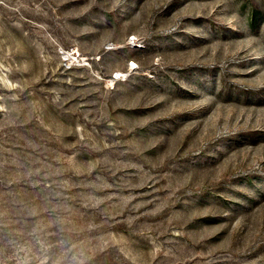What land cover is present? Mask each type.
Returning <instances> with one entry per match:
<instances>
[{
	"label": "rangeland",
	"instance_id": "rangeland-1",
	"mask_svg": "<svg viewBox=\"0 0 264 264\" xmlns=\"http://www.w3.org/2000/svg\"><path fill=\"white\" fill-rule=\"evenodd\" d=\"M0 264H264V0H0Z\"/></svg>",
	"mask_w": 264,
	"mask_h": 264
}]
</instances>
